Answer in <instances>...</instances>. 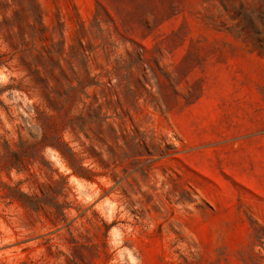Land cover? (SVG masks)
I'll use <instances>...</instances> for the list:
<instances>
[{"label": "rangeland", "instance_id": "obj_1", "mask_svg": "<svg viewBox=\"0 0 264 264\" xmlns=\"http://www.w3.org/2000/svg\"><path fill=\"white\" fill-rule=\"evenodd\" d=\"M0 89V264H264V0H0Z\"/></svg>", "mask_w": 264, "mask_h": 264}, {"label": "trees", "instance_id": "obj_2", "mask_svg": "<svg viewBox=\"0 0 264 264\" xmlns=\"http://www.w3.org/2000/svg\"><path fill=\"white\" fill-rule=\"evenodd\" d=\"M2 91V89H0V92ZM59 143L60 144H62V145H64V146H68L64 141H62V140H59ZM58 149H60V151L62 152V154L65 156L66 154H65V152L61 149V148H59V146H58ZM67 157H74V153L73 152H71L70 151V149L68 148V156ZM68 159V161H69V158H67ZM76 173L77 174H79V172H77L76 171ZM80 175V174H79ZM36 204H37V199H36Z\"/></svg>", "mask_w": 264, "mask_h": 264}]
</instances>
